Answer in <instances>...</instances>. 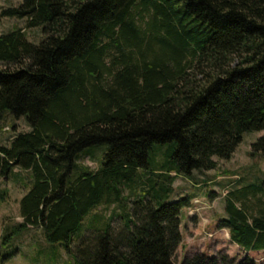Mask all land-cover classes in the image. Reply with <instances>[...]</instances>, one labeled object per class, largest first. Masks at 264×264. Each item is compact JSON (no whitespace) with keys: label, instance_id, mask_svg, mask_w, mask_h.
I'll return each mask as SVG.
<instances>
[{"label":"trees","instance_id":"16d2710c","mask_svg":"<svg viewBox=\"0 0 264 264\" xmlns=\"http://www.w3.org/2000/svg\"><path fill=\"white\" fill-rule=\"evenodd\" d=\"M5 17L43 37L0 33V123L31 126L0 139V175L25 171L30 186L0 264L30 227L63 243L70 264H176L192 204L172 199L177 177L217 168L245 132H264V0H23ZM251 154L264 155V133ZM225 211L231 240L264 250V183L229 190ZM181 264L258 262L219 251Z\"/></svg>","mask_w":264,"mask_h":264},{"label":"rangeland","instance_id":"374dc122","mask_svg":"<svg viewBox=\"0 0 264 264\" xmlns=\"http://www.w3.org/2000/svg\"><path fill=\"white\" fill-rule=\"evenodd\" d=\"M22 1L0 0V8ZM15 26H21L33 41L38 42L43 37L41 28L27 26V19L12 17L0 19V33H6ZM0 66L3 65L0 64ZM0 125V139L3 142L12 138L15 133L14 129L18 132L29 130L31 127L25 116L11 117L9 120L2 121ZM263 133V131L245 132L230 159L217 158V168L196 170L191 176L177 177L172 199L191 196L192 206L184 208L181 213L183 242L175 254L176 264H181L184 256L188 254L204 252L215 255L219 251L237 256L238 259L249 253L258 264H264V250L247 252L231 240L228 229L220 228L218 225L219 220L225 216V198L229 190L240 189L243 185L254 181L264 183V155L251 154L252 144ZM92 148H95V151L98 149L102 151L101 161L107 145ZM98 153L100 152H94L95 157L99 156ZM81 162L92 168L99 166L97 158L89 155L82 156ZM29 187V178L25 171L19 172L17 176L0 175V241L2 236L8 232L9 227L23 221L20 215V199ZM249 202L255 207L254 197H250ZM111 210H113L112 206L104 205L96 209L97 212L103 214H109ZM94 211L85 218V223ZM75 236L78 238V235ZM3 251L8 253L6 248ZM8 251L14 253V256L4 264H70L73 262L72 256L67 253L63 243L46 241L41 228L30 227L14 239Z\"/></svg>","mask_w":264,"mask_h":264},{"label":"crops","instance_id":"0c3cea01","mask_svg":"<svg viewBox=\"0 0 264 264\" xmlns=\"http://www.w3.org/2000/svg\"><path fill=\"white\" fill-rule=\"evenodd\" d=\"M191 206H192V204H191ZM191 206H190V207H191ZM226 229H227V228H226ZM234 243H235V242H234ZM235 244H237V243H235ZM237 245H238V244H237ZM238 246L241 247L240 245H238ZM241 248L243 249V247H241Z\"/></svg>","mask_w":264,"mask_h":264}]
</instances>
